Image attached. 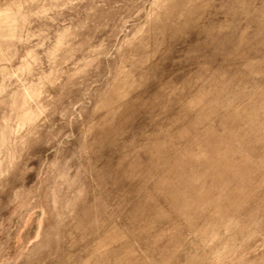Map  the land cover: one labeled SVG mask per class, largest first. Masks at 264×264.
Here are the masks:
<instances>
[{
    "label": "rangeland",
    "instance_id": "1",
    "mask_svg": "<svg viewBox=\"0 0 264 264\" xmlns=\"http://www.w3.org/2000/svg\"><path fill=\"white\" fill-rule=\"evenodd\" d=\"M0 264H264V0H0Z\"/></svg>",
    "mask_w": 264,
    "mask_h": 264
}]
</instances>
